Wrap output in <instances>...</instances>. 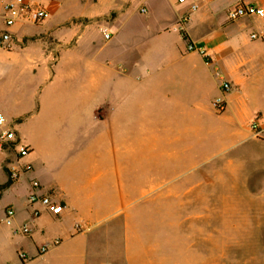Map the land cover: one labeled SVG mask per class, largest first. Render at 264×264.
<instances>
[{
  "label": "crops",
  "instance_id": "1",
  "mask_svg": "<svg viewBox=\"0 0 264 264\" xmlns=\"http://www.w3.org/2000/svg\"><path fill=\"white\" fill-rule=\"evenodd\" d=\"M242 1L264 10V0H26L46 17L13 26V49L0 50V186L16 156L1 134L30 148L29 170L0 189V216L16 212L0 225V264H182L167 212L195 214L191 228L209 238L214 194L199 189L200 168L225 154L228 167L241 163L253 124L264 145V16L230 20ZM224 80L232 91L218 115ZM34 181L62 214L29 205Z\"/></svg>",
  "mask_w": 264,
  "mask_h": 264
},
{
  "label": "rangeland",
  "instance_id": "2",
  "mask_svg": "<svg viewBox=\"0 0 264 264\" xmlns=\"http://www.w3.org/2000/svg\"><path fill=\"white\" fill-rule=\"evenodd\" d=\"M256 138L248 141L245 158L241 154L239 159L241 163L228 167L225 154L216 157L213 164L200 168L199 189H208L214 194L213 227L209 223L208 239L203 238L201 229L191 228L188 220L195 214H161L167 217L165 227L177 232V240L182 244L177 245L179 253H183L182 264H264V145L260 136ZM217 148L211 147L210 153ZM198 200L197 197H168L167 204L173 207L187 201L198 205ZM158 201L152 197L149 203L158 205ZM151 216L158 218L159 214L151 213Z\"/></svg>",
  "mask_w": 264,
  "mask_h": 264
},
{
  "label": "built area",
  "instance_id": "3",
  "mask_svg": "<svg viewBox=\"0 0 264 264\" xmlns=\"http://www.w3.org/2000/svg\"><path fill=\"white\" fill-rule=\"evenodd\" d=\"M180 3H183L184 0H179ZM195 7H192V10H195ZM4 18H5V26L6 29L0 32V50L3 51H11L14 47V39L13 34L10 29L21 22L22 20H28L32 23H40L46 17V11L41 8L34 7L26 2V0H8L4 5ZM264 16L263 9H256L255 7L246 4L244 1L238 3L236 6L231 8L228 11V17L230 20L235 21L240 18L250 17V16ZM190 15H184L182 18V26L188 22ZM100 30L103 36L106 39L111 38V31L107 26H101ZM258 36L256 34L252 35V39H257ZM188 51H197L199 50L193 44H189L187 47ZM199 52L202 55H206L205 51L202 50ZM232 91V85L229 81H222L220 87V96L215 99L213 102V108L217 113H223L227 108L226 96ZM7 117L0 113V129L4 128L7 125ZM252 129L254 130L256 136H261L262 132L258 130V126L256 124L252 125ZM1 146L12 149L16 156L15 160L8 164V172L9 178L12 182L18 181L28 170L29 166L27 164L22 163V159L28 157L30 155V148L17 139L16 132L13 130H5L1 134ZM40 184L38 181H34L32 183V191L28 198V203L30 206H34L36 204H41L46 211L54 214L60 215L64 211V206L60 203L55 202L52 199L51 195H42L39 193ZM15 210L13 208H8L5 211L3 217L0 216V225L6 224L11 225L13 223V219L15 217ZM34 216H38V212L34 211ZM20 233L22 235H30L32 233V229L30 226H24L20 228ZM48 249V246H43L41 248V253H45ZM20 259L23 262H28L29 257L26 253L20 252Z\"/></svg>",
  "mask_w": 264,
  "mask_h": 264
},
{
  "label": "trees",
  "instance_id": "4",
  "mask_svg": "<svg viewBox=\"0 0 264 264\" xmlns=\"http://www.w3.org/2000/svg\"><path fill=\"white\" fill-rule=\"evenodd\" d=\"M12 183H13V182L10 180V181L8 182V184H6V185H4V186H0V189L3 190V189H5V188L9 187Z\"/></svg>",
  "mask_w": 264,
  "mask_h": 264
}]
</instances>
